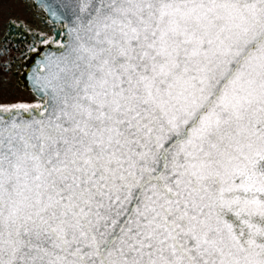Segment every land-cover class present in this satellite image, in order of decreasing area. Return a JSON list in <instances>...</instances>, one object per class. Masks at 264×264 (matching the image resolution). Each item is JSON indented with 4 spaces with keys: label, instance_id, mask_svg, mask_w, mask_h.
<instances>
[{
    "label": "snow or ice",
    "instance_id": "6c2138e0",
    "mask_svg": "<svg viewBox=\"0 0 264 264\" xmlns=\"http://www.w3.org/2000/svg\"><path fill=\"white\" fill-rule=\"evenodd\" d=\"M9 3L0 264H264V0Z\"/></svg>",
    "mask_w": 264,
    "mask_h": 264
},
{
    "label": "flooded vegetation",
    "instance_id": "af4514ba",
    "mask_svg": "<svg viewBox=\"0 0 264 264\" xmlns=\"http://www.w3.org/2000/svg\"><path fill=\"white\" fill-rule=\"evenodd\" d=\"M9 17L17 20L18 23L23 22L31 31H25L24 27H5L3 21ZM40 31L48 35L52 34L49 30V26L40 23L38 20H33L31 12L25 10L23 5L15 3L5 5V14L0 18V52L3 53V55H0V63L4 61L9 62L11 64V69L4 72V75L12 77L13 73H19L22 82L21 87L15 91L14 96L9 97V100L19 98L31 100L30 91L24 90L25 85H27L24 74L30 70L38 57L33 54L28 59H24L23 54L33 45L38 44V37L35 33ZM40 48L42 52L56 50L55 45H52L50 48H45V46L41 45ZM21 64L24 65L23 69L20 67ZM0 71H2V69H0Z\"/></svg>",
    "mask_w": 264,
    "mask_h": 264
}]
</instances>
